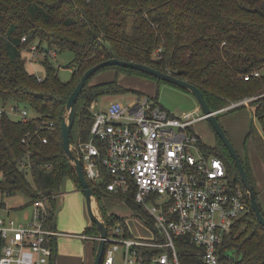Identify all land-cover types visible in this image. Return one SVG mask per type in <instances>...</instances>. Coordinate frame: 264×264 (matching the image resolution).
<instances>
[{"label":"trees","instance_id":"1","mask_svg":"<svg viewBox=\"0 0 264 264\" xmlns=\"http://www.w3.org/2000/svg\"><path fill=\"white\" fill-rule=\"evenodd\" d=\"M33 43L39 51L73 50L71 79H61L48 54L42 60L46 75L39 79L31 73L26 67L28 58L23 55ZM110 57L144 62L196 84L213 110L253 96L248 103L264 130V0H0V99L3 104L23 103L35 115L24 121L6 112L0 114V189L6 194L25 192L30 202L47 198L52 207L50 224L54 221L55 195L64 179L73 178L82 189L63 146L62 118L68 98L89 67ZM108 68L117 74L164 80L117 64L100 68L78 97L71 133L74 144L90 138L94 121L91 104L101 95L128 90L117 79L92 81L96 73ZM256 69H263L260 76L244 78V74ZM245 106L242 103L230 107L218 116ZM50 120L55 121L54 130L35 133L39 124ZM28 131L33 136L24 143ZM43 135H48V142L42 141ZM248 136L264 157L262 135L252 126ZM203 144L209 153L224 158L231 179L244 187L235 160L219 135L215 145ZM29 149L33 151L32 166L22 167ZM242 159L258 195L250 160ZM90 184L108 233L113 234L121 225L126 235H132L127 218L108 214L102 202L104 196L119 195L110 192L104 183ZM119 197L155 231L152 217L134 197ZM85 233L98 236L97 224L93 222ZM91 239L95 241L96 254L99 239ZM176 245L182 264H207L200 248L187 237L176 238ZM230 249L236 252L234 256L228 253ZM158 250L141 246L145 256L142 264H152V255ZM221 255L227 263L233 260L234 264H264V225L254 210L234 223L222 242ZM50 264H54V256Z\"/></svg>","mask_w":264,"mask_h":264},{"label":"built area","instance_id":"2","mask_svg":"<svg viewBox=\"0 0 264 264\" xmlns=\"http://www.w3.org/2000/svg\"><path fill=\"white\" fill-rule=\"evenodd\" d=\"M29 49L34 55L40 52L36 43ZM42 52L56 55L55 49ZM262 72L256 69L243 76L249 79ZM252 98L229 107L248 104ZM95 107L96 101L91 104L94 121L90 138L75 143L85 175L89 182L104 183L112 193L134 197L152 217L155 228L153 238L141 239L126 235L118 225L113 234L108 233L102 264H142L141 246L159 248L152 255V264H182L178 237H187L198 246L207 264H234L222 259V242L234 223L253 208L243 185L229 176L224 158L209 153L195 130V123L205 115L195 111L176 115L148 94H139L128 103L112 100L106 110ZM4 112L24 121L35 117L16 101L0 107V114ZM55 127V121L50 120L39 124L35 133ZM32 136L28 131L23 142ZM41 137L48 142V135ZM31 155L29 149L22 167L32 166ZM51 209L48 199L41 197L33 201L29 220L0 215V264L51 263L60 233L50 224Z\"/></svg>","mask_w":264,"mask_h":264},{"label":"rangeland","instance_id":"3","mask_svg":"<svg viewBox=\"0 0 264 264\" xmlns=\"http://www.w3.org/2000/svg\"><path fill=\"white\" fill-rule=\"evenodd\" d=\"M23 56L28 58L26 67L31 73L38 77L46 75V67L42 62L45 57L44 52L40 51L34 55L30 49H25ZM74 57L75 52L71 49H56V55L51 57V61L56 66L59 76L64 81L70 80L73 75L74 65L72 61ZM112 79H117L128 90L121 93L101 95L96 100V110H106L110 102L115 99L128 103L139 94H148L150 96L157 95L158 100L176 114L192 110H197L198 114L203 113L199 101L192 92L168 81L124 72L117 74L114 69L109 68L96 73L92 81L102 82ZM240 100H235L232 103ZM3 105L0 99V107ZM19 105L21 107L25 106L23 103H19ZM230 105L221 109V111L229 109ZM28 109L33 114L32 109L29 107ZM252 112L253 107L248 103L245 107L225 112L218 117L241 157L250 160L259 191L258 198L264 209V157L259 153L253 139L248 136L252 126L258 130L263 138L264 130L260 121ZM194 127L204 142L209 145L217 143V133L207 117L196 122ZM31 180H33L32 177ZM2 199L8 205L11 201H13L15 206L23 205L21 208H14L10 214L11 217L22 219L32 212V202L29 201V197L25 192L19 191L15 194H6L0 189V213H4L1 203ZM102 202L108 214L114 213L127 218L132 235L141 239L153 238L154 230L136 215L134 208L126 200L118 196L109 195L104 196ZM56 218L57 229L60 231L57 236L59 251L62 249L64 252L81 251L84 253L88 248V243L84 242L82 233L88 232V228L93 224V221L88 211L86 195L71 177L64 179L57 194ZM122 250L123 248L118 251V258L122 256ZM228 253L234 256L236 252L230 249ZM56 264L59 263L57 262ZM121 264H123V261H121Z\"/></svg>","mask_w":264,"mask_h":264},{"label":"water","instance_id":"4","mask_svg":"<svg viewBox=\"0 0 264 264\" xmlns=\"http://www.w3.org/2000/svg\"><path fill=\"white\" fill-rule=\"evenodd\" d=\"M122 65L126 67H132L139 70H142L146 73L155 75L156 77L160 79H164L168 82L177 84L190 92H192L197 100L200 103V107L204 112L205 117H207L215 129L216 133L219 135V137L222 139L224 144L227 146L229 152L233 156L235 160V164L237 166V169L239 171L241 180L244 184V187L246 189L247 195L249 197L250 203L252 205V208L258 218V220L264 225V212L262 210L261 202L258 198L257 192L255 190V186L249 176V172L247 170V167L239 154L236 146L232 142L231 138L229 137L228 133L226 132L225 128L221 124L218 113L221 111V109L213 110L209 103L207 102V99L205 98L203 90L198 87L196 84L183 79L172 72L164 71L162 69L156 68L150 64L135 61V60H129V59H123L119 57H110L106 58L93 66L89 67L84 74L81 76L79 82L77 83L76 87L73 89L72 93L70 94L68 101H67V112L64 114L62 118V135H63V146L64 149L72 162L73 166L76 169V172L78 174V177L80 179V182L82 184V189L86 195L87 199V205H88V211L90 214V217L93 222H95L99 229V242L95 254V259L93 264H102L103 255L106 247V239L108 236V225L101 214L99 212V206H98V200L97 196L87 179L83 164L80 156L75 152L76 147L75 144L71 140V133L72 129L75 123L76 119V103L78 100V97L80 93L82 92L84 86L86 85L87 81L90 79V77L98 71L100 68L108 65Z\"/></svg>","mask_w":264,"mask_h":264},{"label":"crops","instance_id":"5","mask_svg":"<svg viewBox=\"0 0 264 264\" xmlns=\"http://www.w3.org/2000/svg\"><path fill=\"white\" fill-rule=\"evenodd\" d=\"M162 105L165 106L164 104H162ZM167 109H169V108H167ZM192 111L196 112L197 110H192ZM185 112H191V111H185ZM185 112H183V113H185ZM172 113H174V112H172ZM183 113H179V114L174 113V114L181 115ZM200 114H204V112L200 113ZM1 203H2V207H3L2 209L4 210V213H0V215H4V216H10V214L14 208L18 209V208H21V206H23V205H16L15 206L13 201H11V203L8 205L4 199H2ZM31 204L33 206V202ZM32 214H33V209H32V212L30 214H27L24 218H22V219L17 218V219L22 220V221L23 220H29L32 217ZM56 220H57V218H56V208H55V210H54V221L52 222V226H54L55 228H57V221ZM82 234H85V233H82ZM84 240H85L84 242L88 243V248H87V250H85L84 253H82L81 251L64 252V250L62 251V249H61V251H59V249L57 247V238H56L54 264H56L57 262L59 264H93L94 259H95V241L93 239H90V238H84Z\"/></svg>","mask_w":264,"mask_h":264}]
</instances>
